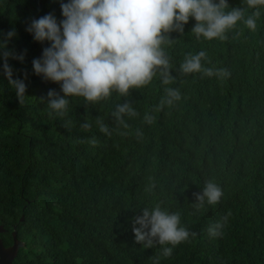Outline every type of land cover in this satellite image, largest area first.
Returning a JSON list of instances; mask_svg holds the SVG:
<instances>
[{
	"label": "trees",
	"instance_id": "trees-1",
	"mask_svg": "<svg viewBox=\"0 0 264 264\" xmlns=\"http://www.w3.org/2000/svg\"><path fill=\"white\" fill-rule=\"evenodd\" d=\"M49 13L64 18L60 0H0V42L23 56L7 63L27 89L22 106L0 59V225L6 230L0 238L9 247L16 230L25 244L13 264H152L157 249L135 243L132 221L156 204L179 211L196 233L161 264H264V17L256 31L240 23L223 41L198 39L194 19L184 33H170L165 50L176 83L167 87L182 93L172 107L153 112L166 87L157 76L127 97L113 93L95 105L71 98L68 115L58 118L49 116L47 101L49 90L63 96L60 85L37 76L32 63L50 43L26 30ZM200 50L211 61L205 67L226 68L230 76H182L185 55ZM125 100L139 113L125 117L128 129L111 115ZM146 112L155 116L151 125L143 122ZM97 117L113 129L110 137L99 131ZM86 121L91 130L81 128ZM93 135L97 146L86 142ZM209 180L224 195L197 211L194 193ZM229 210L223 235L210 237L207 227Z\"/></svg>",
	"mask_w": 264,
	"mask_h": 264
},
{
	"label": "clouds",
	"instance_id": "clouds-1",
	"mask_svg": "<svg viewBox=\"0 0 264 264\" xmlns=\"http://www.w3.org/2000/svg\"><path fill=\"white\" fill-rule=\"evenodd\" d=\"M60 8L64 17L61 21L49 13L33 19L26 29L34 40L50 43L32 63L37 76L60 85L63 96L49 90L47 101L49 116L58 118L68 115L71 98L82 97L85 104L95 105L110 99L113 93L127 97L130 90L147 86L157 76L166 87L153 112L172 107L182 99V93L180 88L167 87L176 83L172 75L174 66L165 50L173 43L170 33H184V26L194 19L191 33L198 39L223 41L240 23L256 31L258 21L264 17V0H242V6L232 8L227 0H60ZM15 35L14 29L9 31L7 40ZM6 49L7 41L0 42L3 74L23 106L26 84L13 79V69L7 63L10 58L23 60V56ZM204 61L211 63L206 50L188 53L179 72L182 76L194 73L209 78L230 76L228 69L205 67ZM111 115L118 128L128 129L125 117L133 118L139 113L125 100L115 106ZM143 122L151 125L155 116L146 112ZM95 123L105 136L112 135L113 129L102 117H97ZM81 128L91 130L92 123L86 121ZM137 135H142L139 129ZM86 142L92 146L99 144L94 135ZM223 195L220 185L206 181L202 192L194 193L192 206L199 211L205 204L217 205ZM231 215L229 210L210 224L207 234L213 238L222 236ZM132 231L135 243L144 249H157L150 257L152 264H161V258H170L174 248L196 236L182 223L179 211L170 212L160 204L142 208V215L133 218Z\"/></svg>",
	"mask_w": 264,
	"mask_h": 264
},
{
	"label": "water",
	"instance_id": "water-1",
	"mask_svg": "<svg viewBox=\"0 0 264 264\" xmlns=\"http://www.w3.org/2000/svg\"><path fill=\"white\" fill-rule=\"evenodd\" d=\"M21 222L24 221V217L21 218ZM6 230L2 225H0V234L5 233ZM13 236V244L9 247H5L2 239L0 238V264H13L17 255L21 248L25 246V244L18 240L17 231L15 230L12 233Z\"/></svg>",
	"mask_w": 264,
	"mask_h": 264
}]
</instances>
